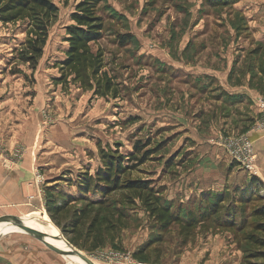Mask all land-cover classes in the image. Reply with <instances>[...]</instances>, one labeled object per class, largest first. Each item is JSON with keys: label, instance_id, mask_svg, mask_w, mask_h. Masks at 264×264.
<instances>
[{"label": "rangeland", "instance_id": "rangeland-1", "mask_svg": "<svg viewBox=\"0 0 264 264\" xmlns=\"http://www.w3.org/2000/svg\"><path fill=\"white\" fill-rule=\"evenodd\" d=\"M79 1L55 0L59 12L35 69L18 60L21 29L0 24L2 162L33 165L43 193L48 183L69 198L55 222L45 196L16 222L51 226L92 264H264V185L224 148L259 119L252 116L256 100L264 99V0H101L97 46L120 86L118 100L92 99L55 81L65 27ZM122 36H129L125 46ZM137 145L143 150L135 154ZM108 148L145 158L122 181H152L181 224L196 225L162 229L142 208L124 206L128 195L121 191L102 197V205L88 202L99 195L80 199L68 180L93 176L100 149ZM220 197L226 202L218 203ZM38 213L46 220L33 218ZM91 224L101 247L85 252L72 244H83ZM0 237L1 246H28L50 264H83L67 258L66 248L55 247L63 257L21 230ZM138 251L141 258H133Z\"/></svg>", "mask_w": 264, "mask_h": 264}, {"label": "trees", "instance_id": "trees-1", "mask_svg": "<svg viewBox=\"0 0 264 264\" xmlns=\"http://www.w3.org/2000/svg\"><path fill=\"white\" fill-rule=\"evenodd\" d=\"M100 2L101 0H80L75 6L74 12L70 15L73 24L65 27L64 42L67 44L64 51L65 58L56 64L60 76L55 81L64 90H67L69 86H74L82 92L91 93L92 99L118 100L121 95L120 86L115 77L106 71L103 50L97 46L103 32L102 20L97 15ZM58 12L55 0H0V24L3 27L12 26L21 29L24 40L18 50V60L31 69L36 68L38 61L43 56L49 30L54 24ZM128 39L129 36H122L119 45L125 46ZM92 45L96 46L95 51H93ZM134 149L135 154L143 150L140 145ZM99 154L101 167L95 171L93 176L83 172L77 176L75 182L72 183L71 180L67 182L68 185L73 184L77 188L80 199H87L90 195H99L100 200L87 201L102 205L100 203L102 197L121 191L128 195L126 200L122 199L124 206L142 208L149 217L160 223L162 229H167L173 224L187 229L196 225L187 224L184 226L181 224L179 212L176 215L172 208L163 204L162 194L152 187V181H122L124 176L130 175L133 170L143 165L145 158L138 160L134 155L125 158L110 148L106 151L100 149ZM132 161H137V164L127 165ZM44 196L46 214L50 220L55 222V219L66 209L69 198L66 194H60L51 188L45 189ZM58 199L61 202H58ZM240 200L243 201V198ZM242 201L239 202V205L245 203ZM225 202V198L218 199V203ZM233 207L240 208L237 205H233ZM208 210V213L215 211L212 206ZM259 212L263 214L264 210ZM191 219L193 221L196 218L192 217ZM56 226L58 227V225ZM85 238L83 244L72 245L85 252H94L101 247L100 238L96 235L93 224L89 226ZM141 253L142 251H138L133 255V258L140 259Z\"/></svg>", "mask_w": 264, "mask_h": 264}, {"label": "crops", "instance_id": "crops-1", "mask_svg": "<svg viewBox=\"0 0 264 264\" xmlns=\"http://www.w3.org/2000/svg\"><path fill=\"white\" fill-rule=\"evenodd\" d=\"M237 93L242 92H233ZM239 103L234 104L235 108ZM229 108L233 104L227 105ZM258 111L254 109L253 120H256ZM256 118V119H255ZM248 137L252 140L254 149L257 156V175L260 179V183L264 185V133L262 132H249ZM34 167L33 165L24 162L19 165L16 163L2 162V157L0 156V219L2 218H20L21 214L27 213L33 206L37 204V191L34 187H29L27 184L32 183L34 180ZM262 181V182H261ZM28 184V185H29ZM48 183L45 184L47 188ZM29 196L34 197V201L30 202L28 200ZM26 220V219H25ZM23 220V221H25ZM2 237H0L1 239ZM1 241V240H0ZM22 247L17 245H10L8 247H3L0 244V264H50L47 259L40 258L35 255V251L30 249L28 246L24 247L22 250L25 256L20 258L22 254ZM19 257V258H18ZM47 257V256H45ZM42 259V260H41ZM62 263V262H56ZM68 263V262H67ZM70 264V263H68Z\"/></svg>", "mask_w": 264, "mask_h": 264}, {"label": "built area", "instance_id": "built-area-1", "mask_svg": "<svg viewBox=\"0 0 264 264\" xmlns=\"http://www.w3.org/2000/svg\"><path fill=\"white\" fill-rule=\"evenodd\" d=\"M255 106L258 111L259 119L252 125L249 132L264 133V99H257ZM224 148L231 156L232 160L237 162L245 173L250 175H257V156L253 150L252 142L248 137V132L238 135V138L236 140H229V142L225 143ZM15 154H19V152H16ZM42 184V176L36 170H34V180L28 186L34 187L36 189L37 199L39 197L40 201L43 200L44 197ZM28 200L30 202H33L34 197L29 196Z\"/></svg>", "mask_w": 264, "mask_h": 264}, {"label": "bare ground", "instance_id": "bare-ground-1", "mask_svg": "<svg viewBox=\"0 0 264 264\" xmlns=\"http://www.w3.org/2000/svg\"><path fill=\"white\" fill-rule=\"evenodd\" d=\"M33 218L40 219V220H46V216L43 214H39V213L36 216H34ZM21 225H24V226L34 230L37 233V235L45 238V240L47 242H49L50 244H52L54 247L66 248L68 250V252H64L63 254L67 258L68 257L70 259L75 258V256L71 253V251L67 245V242L62 237H57V233L52 229L51 226H49L47 224L45 225L43 222H36L34 220H29V219L22 221ZM11 230H21V229L16 228V227H12L11 225L1 224L0 235L2 232H5V231L8 232ZM56 237H57V239L47 240V239H52V238H56Z\"/></svg>", "mask_w": 264, "mask_h": 264}, {"label": "water", "instance_id": "water-1", "mask_svg": "<svg viewBox=\"0 0 264 264\" xmlns=\"http://www.w3.org/2000/svg\"><path fill=\"white\" fill-rule=\"evenodd\" d=\"M17 219L18 218H2V219H0V224L11 225L12 227H16V228L21 229L24 232V234H26V235L30 236L31 238L35 239L36 241L40 242L42 245H44L46 248L50 249L51 251L55 252L56 254L63 256L61 254V250L60 249L55 248L52 244L47 242L45 240V238L37 235V233L34 230H32V229H30V228H28V227H26L24 225L18 224L16 222ZM67 245H68L71 253L77 259H79L84 264H92L80 251H78L77 249H75L74 247H72L68 243H67Z\"/></svg>", "mask_w": 264, "mask_h": 264}]
</instances>
